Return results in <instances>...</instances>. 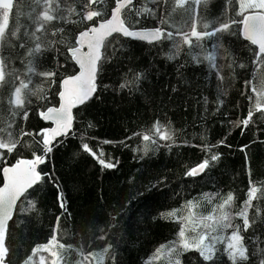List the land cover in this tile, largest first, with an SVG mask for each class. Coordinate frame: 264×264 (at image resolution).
Returning a JSON list of instances; mask_svg holds the SVG:
<instances>
[{
	"label": "trees",
	"instance_id": "obj_1",
	"mask_svg": "<svg viewBox=\"0 0 264 264\" xmlns=\"http://www.w3.org/2000/svg\"><path fill=\"white\" fill-rule=\"evenodd\" d=\"M117 1L0 0V185L5 165L44 153L41 114L78 70L69 50ZM122 18L161 37L104 42L93 96L8 224L7 263L48 264L54 240L69 264L97 250L168 264L164 245L195 223L209 256L189 240L170 264H264V55L240 34L237 0H131Z\"/></svg>",
	"mask_w": 264,
	"mask_h": 264
},
{
	"label": "water",
	"instance_id": "obj_2",
	"mask_svg": "<svg viewBox=\"0 0 264 264\" xmlns=\"http://www.w3.org/2000/svg\"><path fill=\"white\" fill-rule=\"evenodd\" d=\"M130 2L131 0H119L106 20L100 21L78 34L77 46L69 50L78 70L75 74L62 79L59 104L47 108L41 114V118L51 124L47 129L49 141L44 153L36 158H20L5 165L2 169L0 264H8L5 241L8 224L14 215L18 202L40 178L39 166L42 164L46 152L56 142L57 138L66 136L71 132L74 110L93 96L104 42L116 33L149 43L156 42L161 37V32L157 28L132 29L124 24L122 11ZM240 34L256 47L259 55H264V12L260 10L245 12L241 19ZM203 168L204 164L196 166L193 169V174H201Z\"/></svg>",
	"mask_w": 264,
	"mask_h": 264
},
{
	"label": "rangeland",
	"instance_id": "obj_3",
	"mask_svg": "<svg viewBox=\"0 0 264 264\" xmlns=\"http://www.w3.org/2000/svg\"><path fill=\"white\" fill-rule=\"evenodd\" d=\"M179 1H184V0H179ZM237 6L238 10L240 13H244L247 11H252V10H260L264 12V0H237ZM230 25V24H228ZM190 228L193 230L194 235L193 237H189L187 235V229L184 228L178 235V237L172 241H170L168 244L164 245V248L168 252V258H165L160 261H164L168 264L172 263V260L176 259V253L179 251L180 245H186L189 240H195L194 245L196 247L200 246L202 244L204 255L208 257V251L209 245L208 243L205 242L204 237L202 235H198L197 231L195 230L197 228V225L195 223H192L190 225ZM216 240H223L224 238L221 235H215ZM237 239L239 241V236L238 234H229V236L225 240L226 247L228 248L231 257L234 259L235 257H240L243 255L244 250L240 249L239 247L234 246V242H237ZM236 240V241H235ZM45 244L44 249L49 250L51 256V261H47L48 264H69L68 260L72 257L71 256V251H67V249L64 247L63 244L57 245L54 240H52L49 245L51 246H46ZM54 249V251H51ZM62 247V248H61ZM190 247V246H188ZM186 248V247H185ZM184 248L180 249L182 251ZM49 259V260H50ZM46 258L42 257V263L46 264L45 262ZM78 264H110L107 263L106 257L104 254L103 250H97L95 252H90L87 254H83L82 258H80V262Z\"/></svg>",
	"mask_w": 264,
	"mask_h": 264
}]
</instances>
